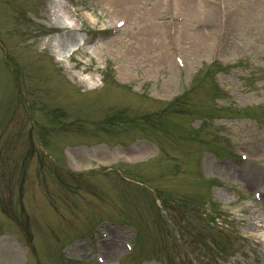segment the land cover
I'll use <instances>...</instances> for the list:
<instances>
[{
	"label": "rangeland",
	"instance_id": "obj_1",
	"mask_svg": "<svg viewBox=\"0 0 264 264\" xmlns=\"http://www.w3.org/2000/svg\"><path fill=\"white\" fill-rule=\"evenodd\" d=\"M154 2L0 0L9 49L0 54V264H97L98 256L103 264H203L204 251L207 264H264V229H250L254 216L264 221L255 197L264 182L248 178L264 170V17L246 28L241 7L225 14L214 5L213 22L200 29L217 46L189 49V37L178 42L189 33L177 35L184 13L159 16ZM64 11L74 15V30L63 28ZM62 35L85 44L64 58L50 47L55 40L63 50ZM142 128L158 150L138 142L126 152L145 151L137 164L125 162L119 147L110 150ZM109 140L112 147L103 146ZM204 148L235 156L206 155L205 176L222 182L208 194L195 167ZM206 198L223 211L218 228L241 239L230 256L209 246ZM184 202L185 212L174 206ZM104 223L131 228L135 239ZM133 239L138 251L130 253L123 245Z\"/></svg>",
	"mask_w": 264,
	"mask_h": 264
},
{
	"label": "bare ground",
	"instance_id": "obj_2",
	"mask_svg": "<svg viewBox=\"0 0 264 264\" xmlns=\"http://www.w3.org/2000/svg\"><path fill=\"white\" fill-rule=\"evenodd\" d=\"M123 1L124 3H130L133 0H116ZM152 2L154 0H151ZM153 4L152 12L161 16L167 13L169 9L179 10L184 13V30L181 31L179 34H188V36L181 37L178 39L179 45L182 47L184 45V41L186 37H189V41H187L186 47L189 49H211L212 47L216 46V42L211 40L210 38L213 37L212 32L205 33L200 28L204 27L206 23H212L214 19V15L212 13V6H217V10L228 14L232 10L233 7L239 11L240 7L242 8L241 16L242 19L245 20L246 28L248 23H252L255 19L259 17H264V0H155ZM111 3H114L111 1ZM121 4V3H120ZM168 10V12H169ZM65 13V12H64ZM117 11L114 14H118ZM114 17L113 19H115ZM189 23L190 26L187 25ZM75 24H73V29H75ZM126 26V25H125ZM185 26V27H184ZM140 30V29H139ZM141 31V30H140ZM191 32L195 34L191 35ZM68 34V33H67ZM162 35V34H161ZM208 37H207V36ZM63 43L64 49L62 50L60 44L52 40L50 42V47L56 51L58 54L63 56L64 58L68 57V55L76 50L78 46H80V39L75 37H69L68 35H62L60 37ZM110 48V45H107ZM143 153V150H139V155ZM263 171L254 174V176H250L251 178L249 183L253 185H259L264 182V175ZM264 201V197H263ZM117 248V246H116Z\"/></svg>",
	"mask_w": 264,
	"mask_h": 264
}]
</instances>
